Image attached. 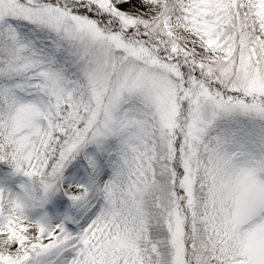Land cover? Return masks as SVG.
<instances>
[{"label":"snow or ice","instance_id":"obj_1","mask_svg":"<svg viewBox=\"0 0 264 264\" xmlns=\"http://www.w3.org/2000/svg\"><path fill=\"white\" fill-rule=\"evenodd\" d=\"M0 164V264H264V0H0Z\"/></svg>","mask_w":264,"mask_h":264},{"label":"rangeland","instance_id":"obj_2","mask_svg":"<svg viewBox=\"0 0 264 264\" xmlns=\"http://www.w3.org/2000/svg\"><path fill=\"white\" fill-rule=\"evenodd\" d=\"M10 171V167L7 165L0 164V177H3L4 173ZM19 179H27L26 177H23L22 174L17 177V180ZM49 211L54 212L57 209L52 205H48Z\"/></svg>","mask_w":264,"mask_h":264}]
</instances>
